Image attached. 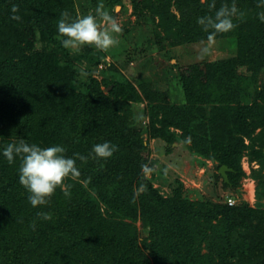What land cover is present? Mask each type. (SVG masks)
Wrapping results in <instances>:
<instances>
[{"label":"rangeland","instance_id":"374dc122","mask_svg":"<svg viewBox=\"0 0 264 264\" xmlns=\"http://www.w3.org/2000/svg\"><path fill=\"white\" fill-rule=\"evenodd\" d=\"M210 2L0 0V155L23 139L88 157L41 226L69 200L101 217L41 242L0 200V264H47L51 252L56 264H127L122 246L138 264H264V7L216 0L243 15L209 42L197 18L214 14ZM100 5L122 28L119 45L65 49L61 14ZM104 142L118 151L93 159ZM0 182L10 183L2 170Z\"/></svg>","mask_w":264,"mask_h":264},{"label":"clouds","instance_id":"9594fccd","mask_svg":"<svg viewBox=\"0 0 264 264\" xmlns=\"http://www.w3.org/2000/svg\"><path fill=\"white\" fill-rule=\"evenodd\" d=\"M257 7H264V0ZM208 8L210 12L214 10V14L198 17L197 23L203 31L209 34V42L217 33L232 31L236 27L234 18L243 15L239 12L235 2L231 6L225 3L217 9L216 0H211ZM18 11V6L13 5L11 8L13 15L10 17L12 20L22 19L16 14ZM258 15L259 19L264 22V11ZM57 29V39L60 40L61 45L65 49L75 51L87 46L107 52L119 45L118 36L122 32L120 24L112 15L103 10V5L97 7L95 14L89 13L75 19L70 17L69 12H63ZM203 52L207 54V46L204 47ZM65 151L66 149L59 145L42 148L36 144H28L23 139L18 143H9L4 148L2 154L9 163H13L17 157L21 161L19 182L29 193L28 200L32 207L47 205L56 190L64 188L66 180L80 176L76 160L86 162L88 157L79 153H76L74 158L68 157ZM116 151H118V146L109 142L96 144L92 149L94 154L92 158L107 159ZM65 194L67 195V191ZM38 215L44 220L51 218L47 213ZM29 226L35 230L36 221H32Z\"/></svg>","mask_w":264,"mask_h":264},{"label":"trees","instance_id":"16d2710c","mask_svg":"<svg viewBox=\"0 0 264 264\" xmlns=\"http://www.w3.org/2000/svg\"><path fill=\"white\" fill-rule=\"evenodd\" d=\"M2 158V153L0 155ZM21 162H13L9 163L6 160L4 162H0V170L5 171L8 175L9 178V184H5L3 182H0V200L1 202H5L6 210L9 213L8 217L15 218L16 220L20 221L21 223H24L26 225H30L32 221H36V227L35 230L32 229L33 235H37L36 237L41 240V242L48 241L50 240L48 238V231L50 230H55L57 231V235L60 236V240H57L58 242H63V239L68 236L69 232L73 231L78 227V223H86L89 226L92 225V227L98 226L99 219L101 218L99 214H97L94 209L93 205L91 206L89 202L84 203L83 205H77L75 200H69L66 205L64 206V210H62V215L59 214L58 217H63L62 220L55 221L52 226L48 225L46 230L41 226L42 220L39 217V213H47L50 215H53L54 213L58 212V209H53L54 207H57L55 199L51 197L49 203L47 205L43 206H38V207H32L29 200L28 196L29 193L19 182V167H20ZM12 167V168H11ZM15 186L16 193L13 191L11 185ZM22 191V193H21ZM21 193V194H20ZM60 217V218H61ZM52 220V219H49ZM44 221L50 223V221ZM61 221V222H60ZM43 222V223H44ZM82 237L81 235H79ZM88 238V236H85V238ZM86 238V240H87ZM53 240V238H52ZM90 241V240H89ZM106 242L102 245L103 248L104 246L110 247V242ZM64 243V242H63ZM86 243V241H84ZM46 245V250L48 249H55L59 247V249L62 248L61 243H57V246L54 248L51 245ZM122 246L120 249L123 251V260L127 264H138L136 256L138 255V252L136 250H132L134 247L130 246ZM132 247V248H131ZM131 249L130 251H127ZM46 254V252L43 253V255ZM145 255V254H144ZM54 259H57L55 255L53 256V253H49L46 257L47 264H56Z\"/></svg>","mask_w":264,"mask_h":264},{"label":"water","instance_id":"95a60500","mask_svg":"<svg viewBox=\"0 0 264 264\" xmlns=\"http://www.w3.org/2000/svg\"><path fill=\"white\" fill-rule=\"evenodd\" d=\"M225 170H226V168H225V167H222V168L220 169V171H219L220 174H221L224 178H226V177H225V173H224Z\"/></svg>","mask_w":264,"mask_h":264},{"label":"built area","instance_id":"2783aa9c","mask_svg":"<svg viewBox=\"0 0 264 264\" xmlns=\"http://www.w3.org/2000/svg\"><path fill=\"white\" fill-rule=\"evenodd\" d=\"M228 203H229V205H233V202H232V200H229V202H228Z\"/></svg>","mask_w":264,"mask_h":264}]
</instances>
